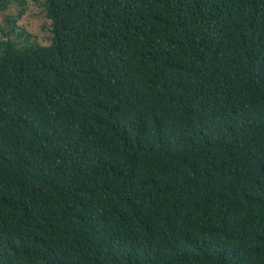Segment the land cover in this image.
Wrapping results in <instances>:
<instances>
[{
  "label": "trees",
  "instance_id": "trees-1",
  "mask_svg": "<svg viewBox=\"0 0 264 264\" xmlns=\"http://www.w3.org/2000/svg\"><path fill=\"white\" fill-rule=\"evenodd\" d=\"M44 5L0 40V264H264V0Z\"/></svg>",
  "mask_w": 264,
  "mask_h": 264
},
{
  "label": "rangeland",
  "instance_id": "rangeland-1",
  "mask_svg": "<svg viewBox=\"0 0 264 264\" xmlns=\"http://www.w3.org/2000/svg\"><path fill=\"white\" fill-rule=\"evenodd\" d=\"M52 35L44 0H27L24 5L11 1L6 7L0 6V40L9 37L18 45H30L34 40L49 44Z\"/></svg>",
  "mask_w": 264,
  "mask_h": 264
}]
</instances>
